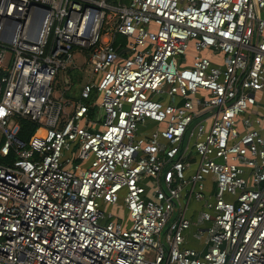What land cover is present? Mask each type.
I'll return each instance as SVG.
<instances>
[{
	"label": "built area",
	"instance_id": "obj_1",
	"mask_svg": "<svg viewBox=\"0 0 264 264\" xmlns=\"http://www.w3.org/2000/svg\"><path fill=\"white\" fill-rule=\"evenodd\" d=\"M263 95L264 0H0V264H264Z\"/></svg>",
	"mask_w": 264,
	"mask_h": 264
},
{
	"label": "rangeland",
	"instance_id": "obj_2",
	"mask_svg": "<svg viewBox=\"0 0 264 264\" xmlns=\"http://www.w3.org/2000/svg\"><path fill=\"white\" fill-rule=\"evenodd\" d=\"M188 53H192L189 50ZM199 54L208 56L209 53L206 50L199 52ZM61 73L58 72L55 80L53 81V92L54 97L62 102V100H68L73 102L78 97V89L81 80H83L86 76H88L87 66H79L68 69V77L71 79L70 83L68 84V88L64 91L65 84L62 83V77L60 76ZM261 103H264V95L261 98ZM68 109V108H66ZM91 120L97 124H101L102 117H101V110L96 108L94 113L90 116ZM94 131V129H92ZM106 211L113 212L114 215H117L122 220V223H127V216L125 215V209L122 206L121 198H118V201L113 206H106L104 208Z\"/></svg>",
	"mask_w": 264,
	"mask_h": 264
},
{
	"label": "trees",
	"instance_id": "obj_3",
	"mask_svg": "<svg viewBox=\"0 0 264 264\" xmlns=\"http://www.w3.org/2000/svg\"><path fill=\"white\" fill-rule=\"evenodd\" d=\"M34 125L31 121L24 119V118H20L19 119V130L17 133V137L22 140V141H26L29 136L33 133L34 130ZM10 158V155L3 158L2 160H8ZM1 161V159H0Z\"/></svg>",
	"mask_w": 264,
	"mask_h": 264
},
{
	"label": "crops",
	"instance_id": "obj_4",
	"mask_svg": "<svg viewBox=\"0 0 264 264\" xmlns=\"http://www.w3.org/2000/svg\"><path fill=\"white\" fill-rule=\"evenodd\" d=\"M208 52V51H207ZM209 53V52H208ZM70 83V82H69ZM197 206V204H195Z\"/></svg>",
	"mask_w": 264,
	"mask_h": 264
}]
</instances>
